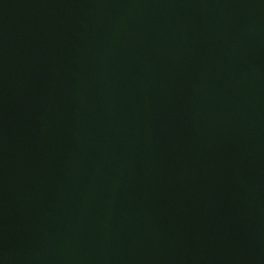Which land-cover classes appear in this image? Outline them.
I'll list each match as a JSON object with an SVG mask.
<instances>
[{"label":"water","instance_id":"obj_1","mask_svg":"<svg viewBox=\"0 0 264 264\" xmlns=\"http://www.w3.org/2000/svg\"><path fill=\"white\" fill-rule=\"evenodd\" d=\"M0 264H264V0H0Z\"/></svg>","mask_w":264,"mask_h":264}]
</instances>
